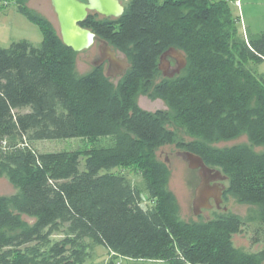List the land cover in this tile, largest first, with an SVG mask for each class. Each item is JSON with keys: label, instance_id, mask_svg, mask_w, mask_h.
<instances>
[{"label": "trees", "instance_id": "16d2710c", "mask_svg": "<svg viewBox=\"0 0 264 264\" xmlns=\"http://www.w3.org/2000/svg\"><path fill=\"white\" fill-rule=\"evenodd\" d=\"M15 1L44 39L0 46V172L19 188L0 196V264H84L98 246L132 264H264V247L248 253L235 246L243 227L238 214L204 222L178 217L169 170L156 157L176 140L169 115L136 100L152 91L203 142L246 134L264 145V73L257 70L264 30L240 34L230 0H130L119 17L89 14L81 25L129 59L115 81L102 66L78 75V52L25 0ZM171 47L187 65L155 84ZM108 137L112 145L84 152H40L35 145ZM178 144L218 166L228 177L225 196L258 206L264 224V152ZM118 167L135 169L141 180L114 172ZM22 215L36 222L26 226Z\"/></svg>", "mask_w": 264, "mask_h": 264}, {"label": "rangeland", "instance_id": "374dc122", "mask_svg": "<svg viewBox=\"0 0 264 264\" xmlns=\"http://www.w3.org/2000/svg\"><path fill=\"white\" fill-rule=\"evenodd\" d=\"M130 0H120L126 7ZM234 13L238 16V27L240 34L245 35L248 28L252 32H261L264 30V0H230ZM25 7L35 13L37 16L47 19L60 35V25L52 5L51 0H25ZM91 11L89 14H96ZM99 14V13H97ZM100 15V14H99ZM241 15V21L240 17ZM102 17V15H100ZM27 39L34 45H40L44 39L41 28L31 22L25 15H23L17 8L15 0H0V46L9 47L13 41ZM102 42L96 39L95 42L83 51L76 55V72L78 75H85L95 66L93 64L95 58L100 55V47ZM174 66V67H173ZM175 60L171 59V68H175ZM107 73L108 63L102 65ZM257 70L264 73V62L257 65ZM115 81L118 78H112ZM165 79L162 72L155 78V84ZM138 105L151 112L164 110L169 115L168 128L173 130L176 135L175 143L164 145L156 151V157L159 162L163 163L169 170V189L174 194L177 207L178 217L186 222H204L215 218L217 215L226 212L238 214L243 221L242 231L233 237V242L236 247L248 252L255 253L264 247V224L260 215V208L256 205L239 203L234 197L227 195L222 203L226 205L227 209L216 206L211 209H203L202 213L196 215L193 211V199L195 194V187L199 183V175L197 170H192L188 167V161L183 153L186 151L181 148L178 143H204L205 145L223 150L233 146H247L256 153L264 152V145L256 146L251 143L246 134H241L232 140H217L214 142H203L201 138L190 132L177 118L175 110L170 108L167 102L159 97L153 96L152 91L140 92L137 96ZM25 111V109H24ZM113 137L108 138H71L62 140H43L35 143L40 152H55L62 150L80 151L84 152L90 148L106 147L112 145ZM219 168L218 166H215ZM114 172L123 173L129 176L134 181L141 180L133 168L118 167ZM228 186V180L223 182ZM19 188L11 181L10 177L5 172H0V196L12 197L18 194ZM143 206L151 204L149 196L144 193ZM212 203H214L212 201ZM22 219L26 226H32L36 222V218L27 215H22ZM61 234H54L52 239L54 241L61 239ZM103 246L95 247V250L90 259L84 264H109L114 260L116 264H132L134 261L118 257L115 258ZM154 264L153 262H149Z\"/></svg>", "mask_w": 264, "mask_h": 264}, {"label": "water", "instance_id": "95a60500", "mask_svg": "<svg viewBox=\"0 0 264 264\" xmlns=\"http://www.w3.org/2000/svg\"><path fill=\"white\" fill-rule=\"evenodd\" d=\"M51 2L59 21L60 36L66 46L75 52H80L88 49L96 39H99L102 42L101 59L95 66L107 62V76L119 78L125 75L130 67L128 57L112 48L107 41L99 38L91 29L81 25L91 11L108 18L121 16L125 6L120 0H51ZM171 59L175 60L176 65L172 71H170ZM186 65L187 58L184 53L171 47L162 54L159 69L165 77L172 78L180 74ZM183 155L188 161V167L197 170L200 178L195 187L192 204L194 213L199 215L203 209H211L214 206L222 207L223 194L227 188L223 182L228 180L227 175L221 169L207 165L203 157L198 154L184 151ZM223 208L227 209V207Z\"/></svg>", "mask_w": 264, "mask_h": 264}, {"label": "flooded vegetation", "instance_id": "af4514ba", "mask_svg": "<svg viewBox=\"0 0 264 264\" xmlns=\"http://www.w3.org/2000/svg\"><path fill=\"white\" fill-rule=\"evenodd\" d=\"M83 1H85V0H83ZM100 59H101V55H99V56H97V57L95 58V60H94V62H93L94 66L97 65V64L99 63ZM105 63H107V62L102 63L100 66L104 65ZM173 67H174V66H173ZM172 70H173V68H170V71H172ZM223 184H224V183H223ZM224 185H225V184H224ZM225 186H226V185H225ZM226 187H227V186H226ZM225 195H226V191H224V194H223V202H224ZM222 207H226V205L223 204Z\"/></svg>", "mask_w": 264, "mask_h": 264}, {"label": "crops", "instance_id": "0c3cea01", "mask_svg": "<svg viewBox=\"0 0 264 264\" xmlns=\"http://www.w3.org/2000/svg\"><path fill=\"white\" fill-rule=\"evenodd\" d=\"M233 13H234V11H233ZM234 15H235V16H238V15H236L235 13H234ZM239 17H240V22H242V21H241V15H239Z\"/></svg>", "mask_w": 264, "mask_h": 264}, {"label": "built area", "instance_id": "2783aa9c", "mask_svg": "<svg viewBox=\"0 0 264 264\" xmlns=\"http://www.w3.org/2000/svg\"><path fill=\"white\" fill-rule=\"evenodd\" d=\"M237 3H239V0H236Z\"/></svg>", "mask_w": 264, "mask_h": 264}]
</instances>
